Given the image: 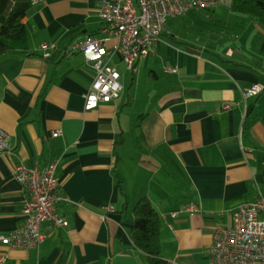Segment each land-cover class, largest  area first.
Masks as SVG:
<instances>
[{
	"label": "crops",
	"instance_id": "0c3cea01",
	"mask_svg": "<svg viewBox=\"0 0 264 264\" xmlns=\"http://www.w3.org/2000/svg\"><path fill=\"white\" fill-rule=\"evenodd\" d=\"M230 3L196 10L221 22L214 39L180 40L166 24L131 82L121 81V97L94 109L86 95L96 71L69 47L88 35L117 45L101 30V0L34 3L23 18L28 48L0 55V126L13 151L0 156V234L22 220L18 162L59 159L56 210L69 224L45 221L38 248L0 240V264H149L132 237L144 196L160 214L168 264L210 263L217 226L264 196V26ZM45 41L57 44L49 57ZM256 84L262 90L246 96Z\"/></svg>",
	"mask_w": 264,
	"mask_h": 264
},
{
	"label": "built area",
	"instance_id": "2783aa9c",
	"mask_svg": "<svg viewBox=\"0 0 264 264\" xmlns=\"http://www.w3.org/2000/svg\"><path fill=\"white\" fill-rule=\"evenodd\" d=\"M232 0H101L99 16L103 20L102 32L118 40L109 48L106 38L92 35L70 45L71 50L83 53L87 64L96 71L94 81L86 95V109H94L101 102L119 99L123 85L121 73L112 63L115 54L133 72L137 61L153 52L170 17L181 16L190 10L215 8ZM44 56L49 57L56 43L43 42ZM176 71V68L171 69ZM262 90L259 84L245 91L252 96ZM230 108V104L226 105ZM60 131H55L57 136ZM11 134L0 126V156L12 153ZM59 159L45 166H27L16 163L14 178L23 186L25 199L22 220L18 227L0 234V240L10 248H38L46 238L42 224L50 221L55 226H68L69 221L56 208L59 194ZM195 205L188 207L195 209ZM173 217L177 211L171 213ZM209 264H264V196L238 204L231 223L217 226L209 247Z\"/></svg>",
	"mask_w": 264,
	"mask_h": 264
},
{
	"label": "trees",
	"instance_id": "16d2710c",
	"mask_svg": "<svg viewBox=\"0 0 264 264\" xmlns=\"http://www.w3.org/2000/svg\"><path fill=\"white\" fill-rule=\"evenodd\" d=\"M39 0H0V55L12 49H27L28 34L23 18ZM231 8L258 19L264 26V0H232ZM135 227L132 237L135 245L148 256L149 264H168L161 255V217L144 196L133 208Z\"/></svg>",
	"mask_w": 264,
	"mask_h": 264
},
{
	"label": "rangeland",
	"instance_id": "374dc122",
	"mask_svg": "<svg viewBox=\"0 0 264 264\" xmlns=\"http://www.w3.org/2000/svg\"><path fill=\"white\" fill-rule=\"evenodd\" d=\"M196 10H192L193 14H185L176 17H170L167 22V28L169 32H173L176 36L180 37V40H194L200 42L206 39H214L218 37V32L222 29L221 22L217 19V16L212 12L204 14ZM118 69L121 73L120 81L127 77L129 83L132 80L131 72L125 67V64L121 62L118 65ZM126 92V91H125ZM136 109L135 114H139Z\"/></svg>",
	"mask_w": 264,
	"mask_h": 264
},
{
	"label": "bare ground",
	"instance_id": "6f19581e",
	"mask_svg": "<svg viewBox=\"0 0 264 264\" xmlns=\"http://www.w3.org/2000/svg\"><path fill=\"white\" fill-rule=\"evenodd\" d=\"M207 10V9H206Z\"/></svg>",
	"mask_w": 264,
	"mask_h": 264
}]
</instances>
